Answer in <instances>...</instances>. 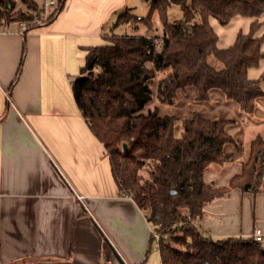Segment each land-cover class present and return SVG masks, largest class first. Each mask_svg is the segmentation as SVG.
I'll list each match as a JSON object with an SVG mask.
<instances>
[{
	"label": "crops",
	"instance_id": "obj_1",
	"mask_svg": "<svg viewBox=\"0 0 264 264\" xmlns=\"http://www.w3.org/2000/svg\"><path fill=\"white\" fill-rule=\"evenodd\" d=\"M45 1L35 0L39 8ZM129 9L130 0H67L52 20L24 36L20 22L0 31V264H163L154 245L147 255L152 237L146 213L120 191L107 150L72 89L89 49L109 44L114 36H148L122 22ZM253 20L238 16L222 26L211 18L217 46L233 45ZM257 36H264V25ZM263 74L264 60L248 77ZM196 96L190 87L179 92L173 106L156 100L152 105L179 119L198 111L205 118L232 121L228 132L239 148L226 145L231 161L213 164L206 173L207 182L224 186L241 173L250 143L259 136L249 140L247 131L264 125V97L249 116L217 89L210 91L209 101ZM71 185L87 198L89 210L72 197ZM199 225L213 238L264 232V190L233 189L205 203Z\"/></svg>",
	"mask_w": 264,
	"mask_h": 264
},
{
	"label": "trees",
	"instance_id": "obj_2",
	"mask_svg": "<svg viewBox=\"0 0 264 264\" xmlns=\"http://www.w3.org/2000/svg\"><path fill=\"white\" fill-rule=\"evenodd\" d=\"M66 1L58 2L48 21ZM150 1L145 24L152 31V15L158 12L162 33L114 36L109 44L89 49L86 65L72 83L76 103L104 144L120 191L131 194L160 231L169 233L171 242L162 240L160 246L163 264H264L263 241L206 238L186 222L188 213L201 218L205 203L233 189L264 190V137L250 143L241 173L227 185L215 186L206 181L209 167L231 161L226 145L239 148L228 132L232 121L205 118L198 111L179 119L162 115L159 105H152L156 100L173 106L179 92L190 87L197 90V101H209L210 91L217 89L253 116L264 97V74L248 77L264 60V36H257L264 25L259 21L264 0ZM172 5L182 10L175 21L168 14ZM39 9L35 0H0V24L2 19L9 24L31 21ZM238 16L254 19L250 31L239 32L233 45L220 49L210 19L226 26ZM121 18L134 27L143 20L129 13ZM20 73L21 68L17 78Z\"/></svg>",
	"mask_w": 264,
	"mask_h": 264
},
{
	"label": "built area",
	"instance_id": "obj_3",
	"mask_svg": "<svg viewBox=\"0 0 264 264\" xmlns=\"http://www.w3.org/2000/svg\"><path fill=\"white\" fill-rule=\"evenodd\" d=\"M57 6H58V2L56 0H46L43 7L41 8L43 9V12L40 15L39 14L34 15L31 21L20 22L21 29L19 33L24 36L27 33H29L33 28H35L33 27L34 25L36 24L41 25V24H45L46 22H48V18H49L48 16L50 12H52ZM6 25H7L6 20L2 19L1 24H0V31H6ZM100 69H101L100 66H97L96 70H100ZM6 96L9 102L13 104V101L8 92L6 93ZM71 188L73 191L72 197L77 199L80 203L83 204V206H85V208L89 210L87 198L83 194L75 190V188L72 185H71ZM126 197L131 200H134L131 194L127 193ZM146 218H147L148 223L150 224L151 237L154 239L155 249L160 251L162 240L171 242L169 233L160 231V225H155L147 214H146ZM186 222L192 224L203 237H206V238L212 237L210 234H206L201 231L200 225H199V218H193L192 215L188 213ZM251 238H255L258 241L264 242V232L261 229H256L251 235Z\"/></svg>",
	"mask_w": 264,
	"mask_h": 264
},
{
	"label": "rangeland",
	"instance_id": "obj_4",
	"mask_svg": "<svg viewBox=\"0 0 264 264\" xmlns=\"http://www.w3.org/2000/svg\"><path fill=\"white\" fill-rule=\"evenodd\" d=\"M150 11H151V1L150 0H130L129 14L135 17L141 16L143 19L142 21L138 23V26H137L140 29L139 30L140 33L145 34V35L146 34L147 35H160L162 33L163 28H162V22H161L158 12H154L152 15V22L154 26V29L152 31L149 30L145 24V20L148 18ZM42 12H43V9L40 8L37 12L33 13V16L36 14L40 15ZM52 12H50L48 16L49 18L51 17ZM168 14H169L170 21H175L182 17V10L178 5H172L169 8ZM131 28L129 32L131 33L136 32L135 29H131ZM255 134L264 137V125L259 126V127H254V126L252 127L251 125V129L247 131L248 139L251 140L253 135Z\"/></svg>",
	"mask_w": 264,
	"mask_h": 264
},
{
	"label": "water",
	"instance_id": "obj_5",
	"mask_svg": "<svg viewBox=\"0 0 264 264\" xmlns=\"http://www.w3.org/2000/svg\"><path fill=\"white\" fill-rule=\"evenodd\" d=\"M124 148H127V146L125 145Z\"/></svg>",
	"mask_w": 264,
	"mask_h": 264
}]
</instances>
